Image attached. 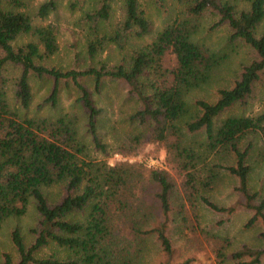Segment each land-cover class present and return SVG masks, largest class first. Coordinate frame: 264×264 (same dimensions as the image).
<instances>
[{"label":"trees","instance_id":"obj_1","mask_svg":"<svg viewBox=\"0 0 264 264\" xmlns=\"http://www.w3.org/2000/svg\"><path fill=\"white\" fill-rule=\"evenodd\" d=\"M58 1L42 2L37 16L48 17ZM116 1L96 0L82 13L83 61L60 69L44 64L57 51L56 28L34 27L22 0H10L7 6L0 0V229L7 219L24 215L31 201L38 213L29 243L18 228L11 230L16 255L2 253L0 264H143L152 246L160 264L193 263L194 254L176 257L177 239L195 250L211 243L216 264H261L264 195L251 188L249 159L256 150L264 158V110L255 115L241 111L264 91V29L259 30L264 0H240L247 4L241 10L221 0H184L180 18L150 43L130 51L133 39L150 35L151 22L140 0H119L122 16L112 22ZM151 1L163 9L164 0ZM68 5L75 11L81 0ZM206 13L217 17L213 28H228L229 43L244 46L249 59L229 85L216 90L214 101L196 100L192 109L188 93L205 85L229 57L227 51L217 53L194 40ZM26 34L36 41L16 45ZM109 45L122 55L113 64L99 59ZM31 79L51 83L41 105L57 107L65 90L77 94L87 132L102 153L107 148L98 129L102 109L93 93H101L108 82L121 83L137 106L128 117L136 131L116 140V152L157 145L164 150V166L87 160L76 117H27L11 108L10 88L16 105L24 112L29 109ZM199 134L204 140L196 146L192 137ZM220 172L235 181L236 200L229 206L208 196ZM52 186L59 187V198L50 203L45 190ZM198 206L221 216L217 228L237 209L249 212L245 227L259 228L258 243L231 249L232 239L200 226ZM184 230H191L194 238H183Z\"/></svg>","mask_w":264,"mask_h":264},{"label":"rangeland","instance_id":"obj_2","mask_svg":"<svg viewBox=\"0 0 264 264\" xmlns=\"http://www.w3.org/2000/svg\"><path fill=\"white\" fill-rule=\"evenodd\" d=\"M4 6L8 5L10 0H1ZM25 3L24 11L32 18V25L34 27L53 26L57 30L56 42L57 51L54 55L45 60L44 64L50 67H57L60 69H67L71 67L76 60L83 61L85 55V44L83 35L79 30L78 20L84 11L90 10L96 0H81V6L75 11L69 9L70 0H59L58 6L45 19L37 16V9L39 5L46 0H22ZM228 2L236 7L237 10L246 8V3L240 0H221ZM142 8L145 12L146 18L151 22L150 35L142 39H133L127 51L134 49L140 45L150 43L155 34L162 30L174 18H180L185 7L184 0H164L163 9H159L151 0H140ZM120 1L117 0L113 5L114 16L112 22L121 18L122 13L120 9ZM217 17L213 14L206 13L199 20V29L194 40L197 43L204 44L212 51L221 53L227 51L229 57L227 60L217 68L212 74L209 81L198 89L191 90L186 101L188 108H192L196 100L202 99L207 101H214L216 98V90L219 87L229 85L241 65L245 64L249 59L247 49L240 43H234L232 46L229 41V30L226 26H219L216 28L214 24ZM213 28V29H212ZM264 29V21L259 26V30ZM36 41L32 34L20 36L15 44ZM234 48H232V47ZM120 52L113 46L109 45L103 52L100 53L99 59L113 64L121 58ZM170 60L167 58V64ZM32 84V100L27 111H22L13 98V90L8 89L7 99L13 110L19 115H26L27 117H40L49 120H55L65 114L72 115L77 118L76 128L78 130L79 138L85 145L87 152V160H94L103 162L109 165H116L121 162L128 161L130 163L138 162L144 163L149 167H163L164 166V150L157 145L140 146L131 153L116 152V140L124 139L123 136L127 132L133 133V125L129 123L128 117L134 113L137 106L134 101L127 96V89L124 85L117 82H108L104 85L101 93H93V100L98 108L102 109V114L99 117L98 129L101 141L107 145L106 152L102 153L94 147L92 139L87 132L86 119L80 105L75 102L77 94L72 90H65L60 96L57 107L51 108L47 105H41L43 99L47 96L50 88V82L46 80L31 79ZM193 109V108H192ZM191 109V112H192ZM264 110V91L257 93L255 98L250 101L247 108L241 111L245 115H255ZM190 115V114H189ZM185 117L187 119L189 117ZM184 119V120H185ZM204 140L202 134L192 137V141L196 146L201 144ZM199 150V147H198ZM249 164L251 166L250 185L253 191H259L264 195V158L257 157V150L250 156ZM235 181L229 177L226 172H220L216 185L213 190L208 193V196L213 202L219 206H229L235 203L236 197L233 194V187ZM45 194L50 200V203L55 202L59 198V187L52 186L46 188ZM199 223L200 226L207 227L211 233H217L223 237H229L233 240L231 249H238L242 244L256 245L258 243V229L257 227L248 229L245 227L246 221L249 219L250 213L241 209H237L231 216L230 220L225 221L222 226L216 227L221 216L213 215L203 206H198ZM38 220V213L33 201L28 205L27 212L20 217H11L3 222L0 229V257L4 252H9L15 257V250L10 240V232L14 228H18L29 243L32 239L30 229L34 227ZM183 238L193 239L191 230H184ZM177 236V235H176ZM179 245V250L176 252V257L188 255H195L197 258L191 264H216L215 249L211 243L205 242V248L188 247L179 239L176 240ZM186 246L185 249L183 246ZM161 259L155 247H150L143 257V264H160ZM261 264H264V260Z\"/></svg>","mask_w":264,"mask_h":264}]
</instances>
